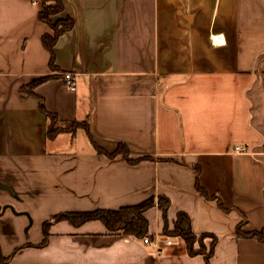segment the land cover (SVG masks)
I'll use <instances>...</instances> for the list:
<instances>
[{
  "label": "crops",
  "instance_id": "crops-1",
  "mask_svg": "<svg viewBox=\"0 0 264 264\" xmlns=\"http://www.w3.org/2000/svg\"><path fill=\"white\" fill-rule=\"evenodd\" d=\"M62 1L52 22L75 24L57 40L53 71L42 0H0V246L9 264H205L182 239L163 237L157 207L146 212L150 244L98 221H61L37 247L56 214L162 196L170 229L184 212L196 236L217 238L211 264H264V241L236 231L264 229V0ZM38 97L62 123L87 121L104 149L124 143L133 159L151 160L109 159L90 141L73 147L83 128L48 140ZM196 167L224 208L197 191Z\"/></svg>",
  "mask_w": 264,
  "mask_h": 264
},
{
  "label": "trees",
  "instance_id": "trees-1",
  "mask_svg": "<svg viewBox=\"0 0 264 264\" xmlns=\"http://www.w3.org/2000/svg\"><path fill=\"white\" fill-rule=\"evenodd\" d=\"M64 10V3L62 0H42V10L39 13V19L46 23L53 30V34H46L42 37L43 46L50 53V67L53 71H58L59 68L55 65V52L54 47L57 43L58 38L67 31H70L74 27V20L72 18L61 19L56 22H52V16L61 13ZM52 76L43 77L34 80L27 86L23 87V96H34L35 88L42 82L50 79ZM39 108L41 113L48 120V127L46 131V137L48 140L56 139V137L63 132L75 133L79 128H83L86 131L88 139L98 155L105 156L109 159H115L118 156H122L129 164H136L143 160H151L149 157H142L133 159L131 156L130 148L124 144L119 143L114 151H108L101 147L93 138L90 127L87 121L74 122V123H62L58 120L56 114L47 110L44 100L38 97ZM196 189L197 191L207 199H216L221 208H224V203L221 198L217 196H210L206 190L200 184V167H196ZM171 202L167 197L149 198L139 204L122 207L118 210L111 209H95L86 212H63L56 214L52 219L44 222L42 226L44 239L37 247H44L48 243L50 236L49 230L53 224L61 221H67L74 227H81L86 223L98 221L101 222L111 235H124L132 237L136 240H143L145 237L150 235L149 229L150 224L146 217V212L150 209L157 207L163 212L164 227L163 237L165 238H180L186 245V251L189 256L202 255L205 259V264H211V258L215 253L217 244V238L213 235L204 234L200 237L196 236L192 230V223L190 217L184 213L179 212L177 214L176 224L173 229H170L168 220V210ZM237 235L239 237L254 238L259 241H264V229L261 231H244L242 225L237 228ZM211 238L212 242L207 247L205 240ZM198 245V247H197ZM34 246L27 244L23 246L30 247ZM21 248H18V251ZM10 257H5L2 253L0 246V264H9Z\"/></svg>",
  "mask_w": 264,
  "mask_h": 264
},
{
  "label": "built area",
  "instance_id": "built-area-1",
  "mask_svg": "<svg viewBox=\"0 0 264 264\" xmlns=\"http://www.w3.org/2000/svg\"><path fill=\"white\" fill-rule=\"evenodd\" d=\"M212 40L215 44H223L225 43V40L223 38H221L220 36H212ZM63 76V80L66 84V86H68L71 90L75 89V84H74V75L72 72L70 71H66L62 74ZM235 150L238 152H245V149L242 146H235ZM143 242L145 244H150V242H152V238H150L149 236L145 237L143 239Z\"/></svg>",
  "mask_w": 264,
  "mask_h": 264
},
{
  "label": "rangeland",
  "instance_id": "rangeland-1",
  "mask_svg": "<svg viewBox=\"0 0 264 264\" xmlns=\"http://www.w3.org/2000/svg\"><path fill=\"white\" fill-rule=\"evenodd\" d=\"M74 140L75 141H74L73 147H78L79 149H81V147L86 148V147L89 146V139L87 138L84 130H79L78 133H76V136L74 137ZM68 145H70L69 148H73L71 144H68Z\"/></svg>",
  "mask_w": 264,
  "mask_h": 264
}]
</instances>
